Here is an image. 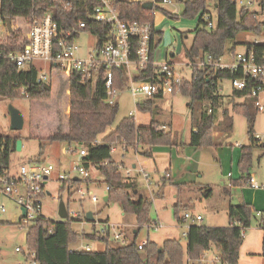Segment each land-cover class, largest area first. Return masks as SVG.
Wrapping results in <instances>:
<instances>
[{
	"label": "trees",
	"instance_id": "1",
	"mask_svg": "<svg viewBox=\"0 0 264 264\" xmlns=\"http://www.w3.org/2000/svg\"><path fill=\"white\" fill-rule=\"evenodd\" d=\"M99 5V0H1L0 18L3 21L7 18L13 21L23 19L30 25L52 14L59 26L56 44L59 40L65 39L67 32L76 31L67 41L79 39L81 34L89 33L98 38L97 45L101 48L108 40L111 26L91 19L94 9ZM142 5L141 2L130 0H113L112 3L114 10L124 21L155 24L156 17L152 10H145ZM212 6L217 13V27L209 31L207 24L200 20L201 28L197 27L193 31L192 46L185 49V56L189 62H194L205 55L212 56L214 61L218 62L227 52H232L235 47L245 44V42H237L240 34L259 36L263 30L262 22L247 10H239L234 0H189L184 15L195 18L203 12H210ZM162 11L166 16H170L169 13ZM80 23H85L86 27L79 29ZM162 37V31L154 33L152 58L163 41ZM24 39L21 30L13 31L7 40L0 39V99L9 101L27 99L39 105L42 114L52 121V129L49 133L40 136L32 131L29 139L39 140L41 147L44 143H65L69 148L86 150L87 155L81 157L80 162L86 168H95L103 178V184L109 189L106 204L111 201L119 202L124 215L132 216L137 225L136 232L135 230L132 232L134 239L131 242L112 247L109 231L104 235L97 232L93 225L94 231L82 236L73 228L74 223L84 222L85 217L69 218L65 222L38 219L28 228H22L27 231V247L30 254H34L33 262L36 264H184L187 259V264H196L205 251L215 249L221 264H239L244 233L251 227L254 213L257 212L249 204L230 205L228 227L213 228L192 224L186 246L176 239L166 240L161 246L148 239L147 246L139 250L138 233L143 227L156 222L150 217L153 201L149 196L137 197V180H131L123 175L120 166L113 160L112 149L115 145L127 150L135 149L137 145L149 148L175 147L177 145L174 143L175 139L171 134L158 130V123L154 120L149 126H138L134 118L129 116L116 125L119 105L118 103L110 105L106 102L105 79L108 69H101L94 81L81 72L68 74L59 66L52 64L51 81L39 83L38 78L43 65L31 64L25 69H20L9 58L11 54L22 52L26 44ZM130 44V59L136 60L137 40L132 39ZM258 51L264 52V46L258 47ZM112 72L115 77L114 88L120 91L126 90L128 86L126 69L113 68ZM157 72L158 68L150 65L141 70L136 80L153 81ZM54 75L58 78L56 89H54ZM232 78H240V75L224 71L215 72L211 69L196 70L193 79L184 81L176 91L190 101V108L195 104L200 105L198 128L191 133L189 140V146L196 149L214 147L215 132L221 130L228 133L233 129L232 117L227 109L223 111V120L216 124L220 108L225 104H234L235 99L249 101V104L233 105L232 112L244 116L247 120L250 145L242 148L239 165L242 171L241 183L250 186L252 150L255 148L264 150V145L255 132L259 111L253 104L251 88L243 92L234 91L227 97L219 93V82ZM162 98L156 96L139 102L137 108L140 112L150 114L153 119L158 110L155 102ZM205 105L208 108H203ZM193 109H191L192 115L195 116ZM209 110L212 112L209 113ZM38 119L40 120L39 117ZM39 128V125H35V129ZM19 139L21 140L20 137L0 136V164L4 167L12 164L13 153L17 150L16 144ZM146 156V158L153 157L149 153H146ZM34 160L42 161L38 158ZM165 173L170 175L169 171ZM164 181L171 182V175L164 177ZM78 183L63 182L60 187V200L64 193H68L69 205L76 193L72 191V186ZM90 183H92L91 179L88 180V184ZM226 189L230 190L225 188V192ZM211 195L212 192L209 191L208 196ZM228 195L231 197L230 191ZM176 216L179 222H183L177 212ZM261 222V226H264V218H261ZM81 239L102 242L106 249L101 252L72 250L70 246Z\"/></svg>",
	"mask_w": 264,
	"mask_h": 264
},
{
	"label": "rangeland",
	"instance_id": "2",
	"mask_svg": "<svg viewBox=\"0 0 264 264\" xmlns=\"http://www.w3.org/2000/svg\"><path fill=\"white\" fill-rule=\"evenodd\" d=\"M163 10L170 14L166 16L162 10H156V23L158 29L163 32V41L160 44L157 53L160 55V62L167 59V51L170 53V61L175 65L178 73L190 75L186 65L188 60L185 56V49L190 48L193 43L194 33L197 28H201L200 20H203L202 13L195 18H188L184 15L185 6L182 3H177L171 7H165ZM213 15V22L216 25L218 22L217 13L214 6L210 9ZM24 25V26H23ZM3 23L0 21V28ZM13 29L21 30L26 36L27 28L25 22L19 19L13 21ZM10 34L7 32L3 34V40L9 39ZM254 36L240 34L237 42L253 40ZM98 43V38L89 33L81 34L76 41V45L80 48L79 57L87 56L91 49ZM231 46V43L230 45ZM236 53H243L245 51L243 46L235 47ZM171 54H175L171 57ZM54 89L57 87V76L54 75ZM223 87L222 95L229 96L233 89L230 80L221 82ZM172 95H167L165 98L157 100V114L153 116V120L158 122V130L165 131L171 134L175 139L176 148H183V143H188L191 130L197 129V122L199 121L200 105L195 104L190 108L188 105L190 101L183 97L178 92ZM115 101L119 105V114L116 120V125L122 119L134 116L136 124L139 120L148 119L147 113L140 112L137 108V103L145 101L143 97L134 100L128 90L121 91ZM27 99H18L9 101L0 99V136L20 137L22 141V149L16 150L12 157V167L15 170L18 164L33 160L35 158L45 159L47 162L57 166L60 173H72L74 168L81 164V156L79 153L72 154L67 151L65 143H59L61 148V156L58 158L55 154L54 147L51 143H41L37 139H29L32 131L36 135H44L51 131L52 121L48 116L42 114L39 105H35ZM249 104L247 99H235L234 104H225L217 113L218 119L216 124L223 120V111L227 109L229 115L233 117V129L229 132L230 137L225 138L224 132L217 131L213 135L214 147L208 148H190L189 144L182 150H176L174 147H143L136 146L135 149H128L130 153L134 154L135 159L132 161L137 164V167H145L149 170L159 171L163 181L156 187L155 180L152 179L151 191H155V202L150 210V217L153 221H159L163 227L158 229L143 227L138 233L137 241L141 243L150 239L161 246L166 240H180L184 246L187 245V238L184 234L187 233V227L192 222H179L176 216L182 219L185 214L195 211L196 214H201L204 217L202 222H194V224L204 225L207 227L224 228L228 227L229 219L228 212L230 205L239 206L243 203L247 204L249 198L254 197L256 190L249 185L241 183L242 171L239 165L242 148L250 145V140L247 133V120L244 116L232 112L233 105ZM254 104V103H253ZM255 105V104H254ZM13 106L18 109L24 116L25 125L20 131L11 129V122L9 116V107ZM194 108V109H193ZM208 108V107H207ZM194 111V117L192 111ZM40 118V120L38 119ZM150 115V119H151ZM163 123V124H162ZM35 125H39V129H35ZM168 125L167 129L166 126ZM163 127H165L163 129ZM255 132L261 144L264 145V112H258L256 117ZM219 140L221 145H216ZM222 140V142L220 141ZM115 151L113 157L119 161L122 154V147L114 146ZM236 155L232 150H236ZM146 153L151 154L152 158H146ZM140 156V158H139ZM140 162V163H139ZM198 163L199 173L197 174L196 166ZM117 163V162H116ZM118 164V163H117ZM130 166H123L128 168ZM188 167L187 180H183L186 184L168 183L164 181V173L169 171L173 178L184 177L182 173ZM145 169V168H144ZM182 175H181V174ZM250 174L255 176L258 184V189L264 192V150L255 148L252 150V161ZM78 176L77 173H73ZM231 174H235L234 178H230ZM58 172L55 173L54 179H57ZM201 176V178H200ZM152 178V177H151ZM92 183H90L91 191L99 199L98 203H92L91 200L86 199L81 201L77 193L68 205L70 215L72 213H80L81 215L92 212L95 216V223L90 224L83 219L84 222H77L73 224V228L83 236V234L94 231V226L97 232L108 229L106 224L116 227L111 229L110 245L112 247L122 246V242L114 239V234L120 232V226H124V230H128V242L134 239V230L136 231V223L132 216H126L123 213L122 206L119 202L111 201L108 205L104 201L107 196V187L103 184V178L97 172L92 174ZM61 182L54 181L50 183L42 200L43 216L48 220L58 222L59 204H60V187ZM172 184V185H171ZM209 185V186H208ZM226 187H231L229 190L231 197L228 195L229 191L225 192ZM210 189V190H209ZM248 189V193L244 190ZM211 191L212 195L208 196ZM228 193V194H227ZM68 193L62 195V200L65 204L68 203ZM0 204L5 206L7 212L0 214V264H36L33 262V255L27 247V231L21 229L16 223L20 219V212L16 204L7 198H3ZM258 209L260 206H257ZM193 209V210H192ZM256 211V210H255ZM254 213L251 227L245 231V240L240 253L239 264H264L263 242L264 231L261 227V218ZM108 222V223H106ZM125 225H127L125 227ZM129 226V228H128ZM131 227H134L132 230ZM149 231V235H148ZM81 246L89 247V251H104L105 244L102 242L79 240L76 244L71 245L72 250H81ZM22 249V252H17L16 249ZM217 252L215 249L209 251L207 259L214 260ZM184 264H187V259ZM212 264V263H211Z\"/></svg>",
	"mask_w": 264,
	"mask_h": 264
},
{
	"label": "built area",
	"instance_id": "3",
	"mask_svg": "<svg viewBox=\"0 0 264 264\" xmlns=\"http://www.w3.org/2000/svg\"><path fill=\"white\" fill-rule=\"evenodd\" d=\"M79 1V0H74ZM100 5L94 9V14L91 19L105 23L111 26V32L107 42L99 48L96 45L90 50L87 56L79 57L80 48L76 45L78 39L67 41L71 39L76 31H69L65 34L64 40L58 38V23L54 20L52 14H48L40 22H35L28 25L27 33L24 35L26 44L19 54H11L9 58L14 61L18 68L25 69L31 64L43 65V69L40 71L38 82L46 83L51 81L50 66L52 64L59 66L65 73L81 72L87 78L96 80V75L101 69H108L105 85L107 89L106 102L110 105H114L117 102L115 99L121 92L114 88L115 77L112 72L113 68H125L127 72V88L134 100L143 97L145 100H150L156 96H167L176 93V89L184 81H191L196 70L211 69L215 72H230L234 75H240V78H232L230 80L233 92H243L248 88H251V96L254 99L255 107L258 111L264 112V52L259 53L258 47L264 46V0H234L239 10H247L253 14L263 24V30L259 36H254L253 40L244 41L243 45L245 51L243 53H236L235 51L227 52L220 61H214L212 56L205 55L200 59H196L194 62H189L186 65L190 75L178 73L175 65L170 61V56L164 62L156 61V53L154 57L151 56V47L154 40V33L160 30L157 27V23H140L138 21L130 22L124 21L120 18L119 14L114 10L112 3L113 0H99ZM138 1L142 4L153 3V15L156 17V10H163L165 7H171L177 3H182L186 8V3L189 0H130ZM213 4V3H212ZM1 7V0H0ZM203 20L208 26L209 31L215 30L217 24L213 22V15L211 12L202 13ZM3 26L0 28V39L3 40V34L7 32L6 26L3 20L0 18ZM85 23L79 24V29H84ZM132 39L137 40L136 47V60H131V44ZM155 66L158 68L157 76L153 81L139 82L136 77L141 70L146 69L148 66ZM250 81V83H249ZM252 81V82H251ZM223 87L221 82L218 84V91L222 94ZM139 103V102H138ZM209 113L212 111L209 110ZM135 118L134 116H132ZM165 127H163L164 129ZM115 148L112 149V153ZM68 152L72 154L79 153L81 157L87 155L86 150H76L74 147H70ZM122 173L126 178H130L131 171L124 170L120 166ZM146 185L149 197L155 202V192L151 191L152 178L149 173L143 168L139 167L137 170ZM58 172L57 179H54L55 173ZM93 172H96L95 168H86L82 163L74 168L72 173H60L57 170L56 165L47 161L29 160L18 164L14 170L12 164L9 167H4L0 164V201L3 198L12 200L19 210L20 219L16 223L22 229L28 228L32 223L38 219L45 218L43 216V203L42 200L45 197L46 188L50 183L55 180L58 182H79L77 185L72 186V191H75L79 196V201H85L89 199L92 203H98L99 199L91 191L88 180L92 178ZM73 173H77L78 176H74ZM170 176L168 174H164ZM77 179V180H76ZM250 186L252 188H258V184L254 179L250 180ZM109 189L107 188V191ZM50 195V193H47ZM106 198V197H105ZM104 198V199H105ZM68 210V203L66 204ZM23 210L26 211V215H23ZM7 212L5 206L0 204V214ZM263 212H257L259 218H264ZM85 214L72 213L70 215L68 211V219L83 218ZM47 219V218H46ZM67 219V220H68ZM84 219V218H83ZM183 223L186 222H202L203 216L189 212L184 215ZM61 220V219H60ZM65 222V221H59ZM264 223V222H263ZM191 224V225H192ZM189 225L187 227V233L184 234L185 238L188 237ZM108 229L102 230L100 233L106 234L111 229L115 230L116 227L106 224ZM148 230L150 228L158 229L163 225L159 221L152 223L150 226H145ZM120 232L114 234V239L121 241L123 245L128 243L127 237L124 235V226L119 227ZM264 231V226L260 227ZM149 235V231H148ZM245 235V233H244ZM148 241V239H147ZM145 241L139 245V250L144 249L148 242ZM81 250L89 251V247L81 246ZM17 252H22V249L17 248ZM209 251H205L200 260L196 264H221L219 255H216L214 260L209 261L207 259ZM32 257L34 258V254Z\"/></svg>",
	"mask_w": 264,
	"mask_h": 264
},
{
	"label": "crops",
	"instance_id": "4",
	"mask_svg": "<svg viewBox=\"0 0 264 264\" xmlns=\"http://www.w3.org/2000/svg\"><path fill=\"white\" fill-rule=\"evenodd\" d=\"M20 21H23V22H25V20H23V19H19ZM24 26V25H23ZM25 27L27 28V24H26V22H25ZM157 27H158V25H157ZM170 52L169 51H167V58L170 56V54H169ZM175 56V54H171V57H174ZM156 61L157 62H160V55L158 54V53H156ZM233 93V92H232ZM175 94V93H174ZM222 95V94H221ZM172 96H174L173 94H172ZM230 96V95H229ZM166 96H164L163 98H165ZM225 97H227V96H225ZM141 102H144V101H141ZM189 106V105H188ZM204 107H207V105H205V106H203V108ZM157 108H159V106H157ZM206 109V108H205ZM200 111V110H199ZM201 112V111H200ZM147 115H148V119H145V120H139V122L137 123V125L138 126H149L151 123H152V117H151V119H150V114H148L147 113ZM194 117V116H193ZM232 117V116H231ZM222 121V120H221ZM232 122H233V117H232ZM158 123V122H157ZM198 123H199V121L197 122V128H198ZM163 124V123H162ZM161 125H159V127H160ZM164 126H166V128H167V126L168 125H164ZM168 129V128H167ZM169 130V129H168ZM195 131H197V129L195 130ZM192 132H194V130H193V128H192V130H191V133ZM191 133H190V136H191ZM223 137H225V138H229L230 137V134H229V132L228 133H224V136ZM189 140H190V137H189ZM189 140H188V143H183V145H184V147L185 146H187L188 144H189ZM221 142H222V140H220ZM216 145H221L222 143H220L219 142V140H218V142L217 143H215ZM67 145V144H66ZM51 147H54L52 150H54V152H55V154L57 155V157L59 158L60 156H61V148H60V145H58L57 143H52V145H51ZM122 147V146H121ZM183 147V148H184ZM66 148H67V151H68V149H69V147H68V145L66 146ZM177 151L180 149V150H182L183 148H176V147H174ZM191 149H192V147H190ZM122 154L120 155V158H119V161L118 160H116L114 157H113V155H112V157H113V160L115 161V162H117L118 163V165L119 166H130L129 167V169L128 168H124V170L126 171V170H130L131 171V176H130V179L131 180H137V185H138V191H137V197L138 198H140V197H146V196H149V193H148V190L146 189V185H145V183H144V181H143V179H142V176H141V174L137 171L138 170V167H137V164H135V162H133L132 163V161L135 159V157L136 156H134V154H132V153H130L129 152V150H127L126 148H124V147H122ZM233 151V153L236 155V153H237V149L236 150H232ZM114 153V152H113ZM112 153V154H113ZM139 158H140V156H139ZM42 161H43V159H41ZM44 161H46L45 159H44ZM140 163V162H139ZM144 166V168H145V170L149 173V175L152 177V179H154L155 180V182H154V184L156 183V187L158 186V185H160L161 183V181H163L162 180V178H161V176H160V174H158V172L159 171H155V170H149V169H147L146 167H145V165H143ZM194 166H196V169L198 168V163L196 162V164L194 165ZM57 167V166H56ZM57 170L59 171V169L57 168ZM198 171H197V174H200L199 173V169H197ZM60 172V171H59ZM167 172V171H166ZM183 174H184V177L182 178H180V176H179V178H173L172 177V175H171V182H168V183H178V184H186V182H184L183 180H187L188 182L187 183H191L190 181H189V179H187V175L186 174H188V167H186L185 169H184V171L182 172ZM123 174H124V172H123ZM165 174V173H164ZM181 174V173H180ZM125 175V174H124ZM182 175V174H181ZM235 177V174H231V177L230 178H234ZM200 178H201V176H200ZM251 179H254L255 180V182L257 183V181H256V179H255V176L254 175H252L251 174ZM167 182V181H166ZM172 185V184H171ZM226 188H229V189H231V187H226ZM254 190H256V192L254 193V197L253 198H249L248 199V202H247V204H249V205H251L253 208H254V210H256L257 212H264V192H262L261 190H259L258 188H255ZM248 191V189H245L244 190V192L245 193H248L247 192ZM153 192H155L154 190H153ZM107 197V196H106ZM245 203H244V201H243V203L241 204V205H244ZM257 206H260V208H262V209H258V207ZM193 210V209H192ZM192 213H194V214H196L195 213V211L193 210V211H191ZM197 215H200V216H202L201 214H197ZM204 218V217H203ZM127 225H125V227H126ZM228 226H229V224H228ZM128 228H129V226H128ZM214 228V227H213ZM131 229L133 230L134 229V227H131ZM124 231V235L126 236V237H128L129 238V233H128V230H123ZM136 232V231H135ZM127 238V239H128ZM244 240H245V235H244Z\"/></svg>",
	"mask_w": 264,
	"mask_h": 264
},
{
	"label": "water",
	"instance_id": "5",
	"mask_svg": "<svg viewBox=\"0 0 264 264\" xmlns=\"http://www.w3.org/2000/svg\"><path fill=\"white\" fill-rule=\"evenodd\" d=\"M143 9L151 11L153 9V3H144L142 5ZM4 24L6 26V29L10 34L13 33V20L11 18H7L4 21ZM9 116H10V122H11V129L14 131H20L24 128L25 121H24V116L22 113L14 108L13 106L9 107ZM17 150L20 151L22 149V141L19 139L17 140ZM77 180V179H76ZM108 199L105 198L104 201L106 202ZM23 215H26V211L23 210ZM59 216H60V221H67L68 219V210L66 207L65 202L61 199L60 204H59ZM86 222L92 224L95 222V217L92 212H88L86 214Z\"/></svg>",
	"mask_w": 264,
	"mask_h": 264
}]
</instances>
